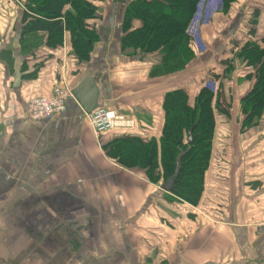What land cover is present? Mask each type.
Instances as JSON below:
<instances>
[{
	"label": "crops",
	"instance_id": "1",
	"mask_svg": "<svg viewBox=\"0 0 264 264\" xmlns=\"http://www.w3.org/2000/svg\"><path fill=\"white\" fill-rule=\"evenodd\" d=\"M130 1L95 2L99 37L81 61L67 30L57 46L46 33L22 37L27 0H0V264H264V110L252 125L242 111L259 64L239 56L248 41L264 46V0L222 7L203 28L208 49L191 43L193 59L168 73L157 70L159 53L122 49ZM255 10L258 36L247 28ZM87 74L98 79L85 88V104L97 91L99 107L135 119L131 136L156 140L169 91L185 90L192 103L215 85L198 204L109 157L104 142L123 134L97 137L73 95L60 116L28 118L33 97L51 95L63 80L73 90Z\"/></svg>",
	"mask_w": 264,
	"mask_h": 264
},
{
	"label": "trees",
	"instance_id": "2",
	"mask_svg": "<svg viewBox=\"0 0 264 264\" xmlns=\"http://www.w3.org/2000/svg\"><path fill=\"white\" fill-rule=\"evenodd\" d=\"M96 1L103 0H27L21 35L46 33L49 45L57 46L62 43L63 30H67L73 54L81 61L88 60L99 37L95 28L99 20ZM199 1L131 0L123 15L122 49L131 53H159L157 70L164 66L163 73L184 69L194 57L189 28ZM221 1L226 9L235 0ZM258 17L259 11L255 10L247 24L253 36H258ZM239 56L248 64H259L254 86L242 102L243 124L252 125L264 110V46L248 41ZM214 98L210 86H204L192 103L185 90L169 91L164 100L165 122L160 140L121 135L104 142L103 149L121 165L143 170L154 183L165 182L179 165L180 174L171 193L196 205L203 195L212 152L216 125Z\"/></svg>",
	"mask_w": 264,
	"mask_h": 264
},
{
	"label": "built area",
	"instance_id": "3",
	"mask_svg": "<svg viewBox=\"0 0 264 264\" xmlns=\"http://www.w3.org/2000/svg\"><path fill=\"white\" fill-rule=\"evenodd\" d=\"M193 23L189 33H192ZM70 96H72L71 85L69 81L63 80L54 86L51 95L33 97L28 104L27 116L32 120L54 119L65 112L66 100ZM88 120L97 137L112 131H118L123 135L131 134L136 126L135 119L107 107L96 108L88 115Z\"/></svg>",
	"mask_w": 264,
	"mask_h": 264
},
{
	"label": "rangeland",
	"instance_id": "4",
	"mask_svg": "<svg viewBox=\"0 0 264 264\" xmlns=\"http://www.w3.org/2000/svg\"><path fill=\"white\" fill-rule=\"evenodd\" d=\"M223 3L221 0H200L197 5V12L194 16L192 33H190V39L195 50L199 53L205 52L208 49V45L204 36L203 28L208 25H212L217 13L222 10ZM191 31V30H190ZM210 87L215 89V85L209 84ZM161 182V181H159Z\"/></svg>",
	"mask_w": 264,
	"mask_h": 264
},
{
	"label": "water",
	"instance_id": "5",
	"mask_svg": "<svg viewBox=\"0 0 264 264\" xmlns=\"http://www.w3.org/2000/svg\"><path fill=\"white\" fill-rule=\"evenodd\" d=\"M97 77H92L91 75L87 74L80 82L79 84L72 90V95L77 99V101L81 104V106L83 107V109L85 110V112L87 114H90L94 109H96L97 107L100 106V104H98V93L97 91H93V104H85V102H83V94H84V90L86 87H89L91 85V83H93V81L96 83L97 81ZM17 80V78H16ZM191 135V132H190ZM130 137V136H127ZM193 140V137H189V143H191ZM180 174V166H177V169L175 171V173L169 177L164 183L160 184V187L167 191V192H173L174 187H175V183L178 180Z\"/></svg>",
	"mask_w": 264,
	"mask_h": 264
}]
</instances>
